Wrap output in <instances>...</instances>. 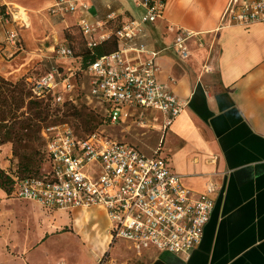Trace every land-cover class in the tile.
<instances>
[{
    "label": "crops",
    "instance_id": "obj_1",
    "mask_svg": "<svg viewBox=\"0 0 264 264\" xmlns=\"http://www.w3.org/2000/svg\"><path fill=\"white\" fill-rule=\"evenodd\" d=\"M1 1L34 14L55 4ZM82 1L91 4L88 13L50 14L56 20L70 16L62 25H78L80 17L107 23L101 33L109 37L123 21L146 12L140 0ZM165 1L164 17L145 27L141 41L159 51L158 79L169 83L175 78L172 91L186 106L169 124L159 113L152 118L161 155L170 158L183 185L197 193H204L208 183L217 188L201 243L188 258L156 249L139 254L129 243L112 240L111 222L102 208L47 211L36 203L42 212L18 237L13 254L2 253L0 262L264 264V23L219 27L229 0ZM111 18L119 21L111 26ZM2 23L0 38L11 28ZM178 29L199 34L189 41L192 53L186 60L173 47ZM130 57L138 61L135 54ZM7 69L0 60V74L7 75ZM26 218L32 219L29 213Z\"/></svg>",
    "mask_w": 264,
    "mask_h": 264
},
{
    "label": "built area",
    "instance_id": "obj_2",
    "mask_svg": "<svg viewBox=\"0 0 264 264\" xmlns=\"http://www.w3.org/2000/svg\"><path fill=\"white\" fill-rule=\"evenodd\" d=\"M54 1L49 9L53 15H82L91 9V4L82 0ZM140 3L145 14L123 21L115 30L116 52L98 58L85 69L70 46L60 45L56 54L69 59V66L53 67L29 78L31 97L52 108L66 103L77 106L79 99L85 98L88 106H100L105 122L113 125L156 113L169 124L180 115L186 105L172 91L176 79L171 78L169 83L158 79L159 51L141 41L145 27L164 17L166 1ZM9 14L6 10L2 19L8 25L12 22ZM222 14L219 27L264 23V0H229ZM80 18L77 26L88 48L107 38L108 33H101L107 23ZM18 20L19 25L27 27L28 20ZM198 35L188 29L177 30L173 47L181 60L191 56L189 41ZM6 36L10 45L21 42L16 28ZM132 53L138 61L130 57ZM143 55L146 58L141 59ZM82 78L88 81V88L81 83ZM42 130L48 168L41 177L32 179L11 175L15 180L11 192L14 199L38 203L47 211L103 208L111 222L112 240L129 243L139 254L156 249L188 258L201 243L215 207L217 188L213 183L207 184L204 193L186 188L182 176L172 169L170 158L161 155L160 147L147 155L105 131L80 136L67 124Z\"/></svg>",
    "mask_w": 264,
    "mask_h": 264
},
{
    "label": "rangeland",
    "instance_id": "obj_3",
    "mask_svg": "<svg viewBox=\"0 0 264 264\" xmlns=\"http://www.w3.org/2000/svg\"><path fill=\"white\" fill-rule=\"evenodd\" d=\"M2 5L6 6V10H9V18L12 20L9 26L17 29L21 42L17 45H10L5 35L0 38V60L8 68L7 75L0 74L1 86H4L1 81L3 78L10 82L23 80L27 87L26 81L29 78L38 77L53 67L66 66L70 63L69 59L57 56L56 50L60 45H71L78 49L83 47L84 36L78 27L71 22L64 25L60 24L68 20L70 16L56 20L48 8L43 9L38 14L27 9L25 11L28 20L26 27L18 24L19 17H25L23 13L19 14V11H22L24 7L19 9L18 4L12 2L5 4L0 0V6ZM2 22L0 17V26L3 24ZM81 81L88 88L86 78H82ZM4 89L3 87L0 91L4 92ZM24 110L27 112L28 107ZM44 111L48 116L46 120L37 123L35 127L37 132L31 141H11L0 146V166H6V171L9 174L19 177L28 176L29 173L25 170L28 165L33 167L30 174L47 170V164L44 160L45 146L42 129L48 126L67 124L80 136L89 135L96 130L105 131L118 141H126L137 146L147 155L153 154L160 143L157 133L159 129L153 121V115L138 120L136 119L138 116H135L123 125L108 124L104 120L102 108L100 106L97 108L88 106L85 98H80L75 107H67L55 112L45 108ZM1 190L0 188V255L5 253L11 256L15 245L18 247L19 243L16 244L19 242L17 241L18 237H23L31 226L30 224H33L34 216L39 215L42 210L34 202L16 200L11 196L12 194H7ZM28 213L31 215V220L26 218ZM0 264L15 263L13 260H3Z\"/></svg>",
    "mask_w": 264,
    "mask_h": 264
},
{
    "label": "trees",
    "instance_id": "obj_4",
    "mask_svg": "<svg viewBox=\"0 0 264 264\" xmlns=\"http://www.w3.org/2000/svg\"><path fill=\"white\" fill-rule=\"evenodd\" d=\"M5 12L6 6H0L1 19H3ZM117 21L119 20L112 19L108 22L110 23L109 25L112 26L113 23ZM115 30L109 37L97 43V45L94 47L88 48L85 37L84 45L81 49L70 45V47L74 50L75 56L81 59V65L83 66V68L86 69L90 67L91 64L98 58L107 56L108 54H111L118 50V38ZM1 81L4 86L0 85V89H2L3 87L5 89L4 92L0 91V146L5 144L6 142L11 141H31V139L37 132V130H35L37 123L41 122L42 120H46L48 116L47 113L45 114V108H48L49 110H53L52 112H55L61 111V109H65L67 107L74 106L70 103H66L61 108H52L50 105L46 103L43 104L42 102L31 97V90L28 87L27 81V87L23 80L10 82L1 78ZM42 106H44V108H42ZM26 107H28L27 112L24 110V108ZM44 160L47 164L48 161L45 152ZM32 168V166L28 165V168H26L25 170L29 173V175L19 178L32 179L41 177L46 171L44 170L41 173L30 174ZM14 184L15 180L14 178H12L11 174H9L0 166V188L7 194H11Z\"/></svg>",
    "mask_w": 264,
    "mask_h": 264
},
{
    "label": "bare ground",
    "instance_id": "obj_5",
    "mask_svg": "<svg viewBox=\"0 0 264 264\" xmlns=\"http://www.w3.org/2000/svg\"><path fill=\"white\" fill-rule=\"evenodd\" d=\"M17 7H19V9L22 8V7H20L19 5H17ZM25 11H26V9L22 8L21 14L23 13V14L25 15L24 19L26 18V20H27V16H26L27 13H26Z\"/></svg>",
    "mask_w": 264,
    "mask_h": 264
}]
</instances>
